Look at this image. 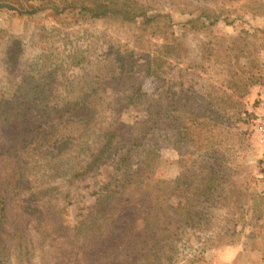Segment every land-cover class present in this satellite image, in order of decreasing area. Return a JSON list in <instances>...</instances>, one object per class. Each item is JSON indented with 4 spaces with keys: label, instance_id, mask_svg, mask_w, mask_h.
I'll return each instance as SVG.
<instances>
[{
    "label": "trees",
    "instance_id": "1",
    "mask_svg": "<svg viewBox=\"0 0 264 264\" xmlns=\"http://www.w3.org/2000/svg\"><path fill=\"white\" fill-rule=\"evenodd\" d=\"M59 1L61 11L75 13L78 20L135 25L142 34L162 37L167 53L149 57L141 67L135 52L127 49L115 57L116 66L99 71L95 79L63 81L56 69L32 71L18 98L0 100V155L8 166L0 181V264H16L15 259L37 264L31 222H36L42 248L57 247L52 257L42 253L41 264H194L192 256L178 257L181 234L173 225L180 220L187 227L203 226L226 200L237 167L234 155L242 147V139L234 141L233 135L243 131L232 125L247 121L251 112L243 98L252 84L264 82L259 56L264 29L244 30L221 47L199 40L200 57L177 70L168 59L171 49L215 22L218 6L233 0L172 1L170 9L152 0ZM5 7L23 16L43 10L35 0H0V8ZM173 9L189 15L179 34L173 28ZM147 79L158 82L152 93L144 89ZM108 107L145 110L109 147L103 144L110 132L104 125ZM115 122L124 123L121 118ZM176 144L187 149L182 169L174 177H157L161 148ZM107 163L113 164V173L95 208L77 223L57 229L51 219L66 206L49 202L42 210L35 205L59 195L66 199L65 187ZM207 178H215L216 185H206ZM25 192L28 196L22 197ZM139 192L149 202L141 227L130 211ZM16 197L19 211L10 213ZM176 197L181 199L175 202ZM11 216L16 217L15 259L2 253L4 225ZM231 230L228 236L237 232L232 227L226 231Z\"/></svg>",
    "mask_w": 264,
    "mask_h": 264
},
{
    "label": "rangeland",
    "instance_id": "2",
    "mask_svg": "<svg viewBox=\"0 0 264 264\" xmlns=\"http://www.w3.org/2000/svg\"><path fill=\"white\" fill-rule=\"evenodd\" d=\"M8 1L15 4L20 2ZM35 1L37 5H42L43 10L32 16L20 15L18 11L6 7L0 8V100L18 98L23 91V79L32 71L42 74L49 69H56L63 81L79 76L95 79L99 71L116 66L115 57L127 49L135 52L141 67L149 57L167 53L162 37L142 34L135 25L120 26L98 18L78 20L75 13L61 11L59 0ZM152 1L162 9H170L172 1L180 0ZM217 9L218 19L215 22L191 34L187 37V43L184 40L183 44L169 52L168 59L177 66V70L186 67L195 57H200L202 48L198 44L199 40L211 41L216 47H221L229 44L244 30L254 32L257 28L264 29V0H233L227 5H219ZM188 18V14L173 9V28L178 34L185 29L184 23ZM259 56L264 69V41ZM137 74L131 72L128 75L137 80ZM157 85L156 80L147 79L144 89L152 93ZM113 94L111 91L107 99H111ZM243 100L251 114L247 121L232 125L233 129L243 131L242 135H233L234 141L242 139V147L234 155L237 167L226 200L215 209L213 219L203 226L187 227L180 220L173 225L174 230L181 234L177 242L178 257L192 256L196 259L194 264H215L216 258L226 248L231 251V256L227 252L222 257H229L231 264H264V146L256 127L258 113L264 110V82L252 84ZM253 113L256 118H253ZM144 114V108L127 107L119 111L106 108L104 125L110 132L103 138V144L109 147L116 143L127 125ZM120 118L124 123L115 122ZM186 151V145L183 144L163 146L156 176L170 178L178 174ZM7 167L6 160L0 155V181ZM113 170L112 163L104 164L65 187L63 194L67 195L66 199L59 195L51 201L35 205L42 210L47 208L49 202L59 208L66 206L61 215H56L51 222L57 229L62 223L73 225L95 208ZM205 184L214 186L216 180L207 178ZM26 195L28 193L25 192L22 197ZM180 199L176 197L175 202ZM148 204L144 192H139L130 204V211L137 215L138 227L144 224ZM9 205L12 209L10 213L19 211V197ZM15 218L11 216L4 225L5 246L2 251L4 256L12 255L14 259L18 246V241L13 237ZM35 223L31 222L29 229L38 245L36 263L41 264L42 253L46 251L47 256L52 257L57 247L56 244L54 248L41 247ZM229 227L237 229L232 236L228 235L233 230L226 231ZM15 260L19 264V259Z\"/></svg>",
    "mask_w": 264,
    "mask_h": 264
},
{
    "label": "built area",
    "instance_id": "3",
    "mask_svg": "<svg viewBox=\"0 0 264 264\" xmlns=\"http://www.w3.org/2000/svg\"><path fill=\"white\" fill-rule=\"evenodd\" d=\"M256 127L259 133V136H260V141L262 145L264 146V110L258 113V116L256 119Z\"/></svg>",
    "mask_w": 264,
    "mask_h": 264
},
{
    "label": "crops",
    "instance_id": "4",
    "mask_svg": "<svg viewBox=\"0 0 264 264\" xmlns=\"http://www.w3.org/2000/svg\"><path fill=\"white\" fill-rule=\"evenodd\" d=\"M223 250H225V252H223L222 255L218 256L219 258H216V262H215V264H231V261H232V260L228 259L229 257H222V256H224V254H227V252H228V254L231 256V251H229L228 248L223 249ZM225 256H226V255H225ZM246 261H247V260H246ZM232 264H233V263H232Z\"/></svg>",
    "mask_w": 264,
    "mask_h": 264
}]
</instances>
